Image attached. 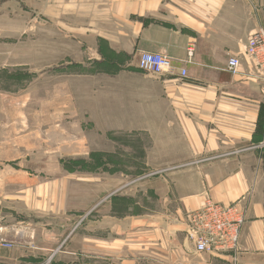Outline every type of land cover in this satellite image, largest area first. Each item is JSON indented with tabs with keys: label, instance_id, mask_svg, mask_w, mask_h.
<instances>
[{
	"label": "crops",
	"instance_id": "obj_1",
	"mask_svg": "<svg viewBox=\"0 0 264 264\" xmlns=\"http://www.w3.org/2000/svg\"><path fill=\"white\" fill-rule=\"evenodd\" d=\"M26 1L40 7L45 54L56 50L52 63L126 70L103 79L109 86L119 77L122 82L121 118L112 128L150 138L158 170L143 182V197L146 189L154 197L152 210L130 215V185L123 183L108 195L109 214L92 216L102 202L96 199L80 204L85 214L74 215L66 210V171L58 166L51 174L48 163L51 153L55 161L67 155L72 122L58 115L45 131L20 137L18 124L26 129V121L1 123L0 229L12 247L0 250V264H264V82L253 76L245 55L247 39L264 30V0ZM143 52L168 56L186 77L139 72ZM231 57L240 61L234 76L226 71ZM74 79L79 96L93 97L98 76ZM91 122H73L76 155L92 143ZM34 155L40 157L36 171L27 168ZM59 175L64 179L51 184L50 176ZM118 175L131 174L123 169ZM60 183L58 204L51 193ZM207 201L245 211L235 259L197 254L186 236L187 214Z\"/></svg>",
	"mask_w": 264,
	"mask_h": 264
},
{
	"label": "rangeland",
	"instance_id": "obj_2",
	"mask_svg": "<svg viewBox=\"0 0 264 264\" xmlns=\"http://www.w3.org/2000/svg\"><path fill=\"white\" fill-rule=\"evenodd\" d=\"M0 5L5 6H2L0 13V125L8 121H26V129L18 124L17 133L20 137L24 136L25 131H45L42 127L58 115H64L67 123L72 122L66 128L64 146L67 155L64 160L55 161L52 157L55 155L51 153L52 160L48 161L51 174L59 166L61 170L65 169L68 178L65 188L61 183L52 188L55 192L51 193L52 202L56 198L60 203L63 188L66 210L75 215L86 212L79 207L80 204H93L97 199L102 202L92 216L100 219L106 212L109 214L106 205L108 195L124 183L130 185L125 189L130 215L152 210L154 197L149 195L147 189L143 197V182L155 178L158 169L154 166L153 157L157 145L150 138L132 130L122 135L121 129L112 128L121 118L122 82L119 77L109 86V81L103 80L109 78L110 73L116 75L126 70L105 64L87 66L52 63L57 60L52 56L56 50L51 48L50 54H45V32L42 29L40 7L35 6L34 9V4L26 0H0ZM91 72L99 77L95 81L96 93L93 97H81L78 95L80 81H75L74 77ZM86 84L89 82L86 81ZM48 105L66 107V112L55 113L46 108ZM90 109L93 111L88 112ZM90 117L97 124L91 122L87 131V141L92 143L83 146L84 151L76 155L73 149L77 150L79 146L75 145L74 134L78 127H73V122ZM5 134H9V131L2 129V135ZM39 158L34 155L27 168L38 170ZM123 169L131 175L121 178L118 174ZM61 179H64L62 175L50 176V183ZM80 179L90 184L80 185L84 184L80 183ZM103 225L100 221L99 226Z\"/></svg>",
	"mask_w": 264,
	"mask_h": 264
},
{
	"label": "built area",
	"instance_id": "obj_3",
	"mask_svg": "<svg viewBox=\"0 0 264 264\" xmlns=\"http://www.w3.org/2000/svg\"><path fill=\"white\" fill-rule=\"evenodd\" d=\"M246 59L253 76L264 82V30L259 29L246 41ZM192 57V48L186 51V60ZM240 61L231 57L226 71L232 76L238 73ZM137 68L155 76L170 75L178 71L180 78L186 77L184 69H178L168 56L143 52L139 55ZM245 222V211L237 204L223 205L207 201L202 208L187 214L186 236L193 243L197 254H230L235 257L239 251V233ZM12 247L0 229V250ZM1 263V258H0Z\"/></svg>",
	"mask_w": 264,
	"mask_h": 264
}]
</instances>
